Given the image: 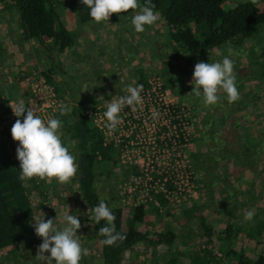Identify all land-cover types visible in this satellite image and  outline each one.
Returning <instances> with one entry per match:
<instances>
[{"label":"rangeland","instance_id":"1","mask_svg":"<svg viewBox=\"0 0 264 264\" xmlns=\"http://www.w3.org/2000/svg\"><path fill=\"white\" fill-rule=\"evenodd\" d=\"M60 1L57 7L61 12L69 8L75 10L71 0ZM239 1L245 0H226L227 9ZM139 3L141 6L144 5L143 0H139ZM138 11L139 9L129 10L119 15L113 13L109 21L103 22L105 25L114 26V33L110 40L112 49L105 48L104 52L112 54V56L107 54L112 60H68V58L71 59V56L58 55V49L55 53L56 51L52 52L40 42L33 40L35 43H32L31 40H25L20 26L19 12L11 5L5 7L4 4H0V116L7 109L9 101L28 100L27 85L20 77L22 73L28 74L33 70H42L45 78L46 73L52 72V78L58 86V94L63 103L68 105L71 110L76 105L85 108L114 97L94 95L103 91L104 83L110 85L114 83L113 80L116 81L114 84L116 87L119 86V89L121 83L117 80L118 76H130L129 78L132 77V80H136L135 83L144 81L153 74L161 76L175 96L194 106L199 122L201 120L199 123L201 128H198L200 134L205 121L216 119L219 116L232 117L233 122L244 127L238 130V136L229 134L224 138L227 131H230L229 128L232 127L227 124L217 138L218 140H212L203 145L200 153V136H197L192 148L193 153L190 155L196 176V195L178 206L167 203L162 207L152 203L147 205L148 214L144 222L138 225V228L149 231L153 235L168 229L173 230L176 234L174 246L172 248L155 247L147 242L140 243L124 254L121 264H166L171 262L172 257L177 261L171 264H191L195 250L207 246V249L220 256L222 247L226 249L229 245L237 251L244 252L251 259H256L264 252V236L254 240V236L250 234L252 229L248 225V221L244 220V213L248 210H253L256 213L259 207L264 211V77L259 76L251 80L247 78V74L253 71L260 74L258 70H262L260 65H256L252 69L251 60L250 58L248 60V57L254 58L257 53L262 52L264 29L256 40L247 39L244 44L231 43L228 46L224 44L206 54L194 56L187 54L181 44L171 38L169 27L160 11H155L159 14V19L155 24L146 26L144 32L137 33L131 24V18ZM82 26L86 28L88 23H84L80 27ZM114 34H116V38H114ZM120 37L123 38L121 44L119 43L120 48L111 52L114 41ZM125 38L128 41H124ZM70 47L72 48L69 49V52H72L73 59L78 57V46ZM229 47L236 53L234 57L230 58L235 61L234 71L240 99L228 103L226 94L221 90L218 93L220 96L218 103L205 106L202 98L191 93L193 85L190 81L193 78L194 66L200 61L206 63L222 61L223 57L228 54ZM248 50L255 51L249 52ZM20 60H24L23 64L17 63ZM100 62L102 63L100 64ZM109 62L112 65L108 67V70H105ZM52 66H55L56 70L53 71ZM96 75L97 82L93 78ZM143 75L146 76L143 77ZM103 77L110 78L111 82L106 79L102 84L101 78ZM124 88L121 89V92L124 91ZM55 118H59L63 122L62 141L75 155L78 165L79 150L69 129L72 121L71 115L68 113L61 116L60 113H57ZM246 132L250 134L252 140L247 138ZM228 138H230L228 142H235L236 147L238 140H245L247 145L256 148L248 157H242L240 163H236L233 159L236 156L235 152H230L232 147L227 144ZM8 150L11 153L12 147ZM101 168L105 170L106 167L103 164ZM77 176L78 172L67 184H60L55 179L51 183L36 178L27 181L28 186L34 187L31 191L33 216L38 211H42L45 213V220L56 218L54 223L58 228L63 227L61 217L65 213L77 216L82 224V227L77 230L78 238L82 247L89 250V255L82 257L80 264H102V244L95 233V223L89 218L92 215L90 208L79 191ZM106 179L105 175L100 177L96 184L97 190L110 205L123 208L125 228H127L133 222L134 207L124 205L121 201L122 182L115 184L112 181L111 186H108ZM111 189L113 191H110ZM227 205L229 209L238 214L237 217L229 216L226 210ZM199 214L202 216L200 217ZM203 216L206 223L213 227V243L209 245H207L206 239H202L204 229L200 225V220ZM32 221L33 217L29 223L33 237L38 240V244H41L42 238L35 234ZM228 223L235 225V228L241 226L243 231L240 232V235L235 236L236 239L232 237L222 243L221 238L225 236L223 232ZM13 249L17 252L16 255H13L17 260L31 258L34 263L39 264L35 258L36 243L31 246V249L20 243L14 247H7L0 250V257L5 253L12 252ZM45 255H50V253H45ZM226 259L225 261L221 260L220 264H233V257ZM11 264L15 263L11 262ZM42 264H46V262H42Z\"/></svg>","mask_w":264,"mask_h":264},{"label":"trees","instance_id":"2","mask_svg":"<svg viewBox=\"0 0 264 264\" xmlns=\"http://www.w3.org/2000/svg\"><path fill=\"white\" fill-rule=\"evenodd\" d=\"M60 2V0H0V4H4L5 7L11 5L19 12L20 26L25 40H37L45 48L52 52L56 51L55 53L58 49V55L66 53L65 50L72 46L75 41L72 31L64 24L59 15L57 4ZM152 3L155 5L154 11H160L163 14L171 38L176 43H180L187 54L194 56L206 54L224 44L228 46L231 43L244 44L247 39L256 40L264 29V0H255V3L253 0L239 1L229 9L226 7V0H152ZM71 4L77 12L79 22L92 21L89 15L90 9L83 5L80 0H71ZM143 4H145V0H143ZM261 50V53H257L254 58L248 57V60L250 58L252 69L254 66L260 65L262 70H258L260 74L254 71L248 73V79L264 77V47ZM51 59L53 60L52 57ZM53 68V71L56 70L55 66ZM45 76L48 82L57 86L51 71ZM70 115L72 119L69 125L71 137L76 140V146L79 150L77 159L79 191L90 211L103 199L115 215L116 231L126 234L127 237L122 243L118 242L116 246L101 243L102 264H121L124 254L143 242L150 243L155 247L172 248L176 241V234L173 230L168 229L153 235L149 231L138 228V225L144 222L148 214L147 205L134 207L133 222L125 228L123 208L110 205L100 195L96 184L104 175L107 177L108 186H111L112 181L115 184L124 182L132 174H137L138 168L123 164L120 161V148L112 143H104L100 131L89 125L85 108L76 105L72 108ZM227 124L232 127L229 128L230 131H227L226 136H223L224 138L229 134L238 136V130L244 127L238 126L233 122V118L228 116H219L204 122V128L202 127L201 134L199 133V153L202 152L203 145L212 140H218L217 138ZM246 134L247 138L252 140L250 134L248 132ZM229 140L230 138L227 139V142ZM227 144L232 147L230 152H235L236 156L233 159L236 163H240L242 157H248L256 148L247 145L245 140L237 141L239 148L235 146V142H228ZM237 148L238 151L243 150L239 153ZM103 164L106 167L105 170L101 168ZM19 174L20 170L12 160L8 150V141L0 137V250L10 246L14 247L19 243L28 249H31L35 243L37 246L39 245L38 240L34 239L33 231L29 225L34 214L31 203V191L34 187L20 181L18 179ZM163 203L165 204L164 201ZM259 208L253 220L248 221V225L252 229L250 234L254 236V240L264 236V216H261L264 215V211ZM226 210L230 217L238 216L235 211L233 212L232 209L228 208V205ZM91 214H93L92 211ZM199 216L202 215L199 214ZM201 219L200 225L204 229L202 239H206L207 245H209L213 243V227L206 223L204 216ZM105 225L106 221L95 224V233L100 241L105 237L99 235L98 230ZM241 231H243L241 226L235 228V225L228 223L223 232L225 236L221 238L222 243L232 237L236 239L235 236L240 235ZM221 250L222 255L220 256L207 249V246L195 250L191 264H220L221 260L225 261L229 257L234 258L233 264H264V252L256 259H251L244 252L237 251L230 245L226 249L222 247ZM16 254L15 249L5 253L0 257V264H11V262L36 264L31 258L17 260L13 256ZM175 261L177 260L172 257L171 262L166 264Z\"/></svg>","mask_w":264,"mask_h":264},{"label":"clouds","instance_id":"3","mask_svg":"<svg viewBox=\"0 0 264 264\" xmlns=\"http://www.w3.org/2000/svg\"><path fill=\"white\" fill-rule=\"evenodd\" d=\"M90 9L89 15L97 24L109 21L111 14H121L129 10L138 12L131 18V24L137 33L145 31L146 26H151L159 19V14L154 11L155 5L152 0H145L143 6L139 0H80ZM255 3V0H253ZM222 61L197 62L194 66L191 93L202 98L205 106L216 105L220 100L218 93L222 90L226 94L228 103L240 99V93L236 84L234 71L236 53L229 47ZM143 85H128L124 91L126 95L112 99L107 104L104 112L108 132H114L123 121L120 113L127 106L133 112L143 104L141 92ZM9 106L16 117H23V120L16 119L11 127V136L18 142L16 148L17 159L20 162V174L18 179L27 182L34 178L51 183L53 179L60 184H67L77 175L78 165L76 157L69 147L62 141L61 129L63 122L59 118L49 117L45 122L37 115L32 108L25 106L23 101L12 103ZM58 111L61 116L71 112V108L60 102ZM26 113V114H25ZM153 118L159 116L158 112L152 113ZM90 220L95 224L106 221V225L100 227L99 235L105 237L101 241L103 245L116 246L118 242L126 240V234H121L115 228V215L112 209L103 199L91 210ZM255 216L253 210L244 213L245 221H252ZM33 217L32 227L35 234L42 238V243L37 246L35 256L39 264H80L82 257L89 255V250L82 247L78 238L77 230L82 227L77 216L65 213L62 217L63 227L58 228L54 223L55 219L45 220V213L38 211ZM50 253V255H45Z\"/></svg>","mask_w":264,"mask_h":264},{"label":"built area","instance_id":"4","mask_svg":"<svg viewBox=\"0 0 264 264\" xmlns=\"http://www.w3.org/2000/svg\"><path fill=\"white\" fill-rule=\"evenodd\" d=\"M41 71L22 73L20 79L27 85L29 97L21 101L46 122L49 117L55 118L59 113L58 105L63 101L57 86L48 82ZM137 85H143V104L135 112L126 106L120 113L123 122L114 132L110 134L104 126L103 114L107 104L126 95L125 91L85 107L88 123L100 131L105 144L120 148L123 164L138 168L137 174L121 183L120 197L124 205L136 207L152 203L162 207L164 201L178 206L196 195V176L190 155L201 120L199 122L194 106L175 96L161 76L150 75L133 86ZM154 111L159 113L157 118L152 116ZM16 119L22 121L23 117H16L8 103L7 110L0 116V137L9 142V149L12 147L10 154L19 169L18 142L11 136Z\"/></svg>","mask_w":264,"mask_h":264},{"label":"crops","instance_id":"5","mask_svg":"<svg viewBox=\"0 0 264 264\" xmlns=\"http://www.w3.org/2000/svg\"><path fill=\"white\" fill-rule=\"evenodd\" d=\"M69 6V4H67ZM59 15L61 16V19L63 20L64 24H66V26L72 31L73 35H74V44L72 46H78V57L74 58L72 57V52H69V49L72 47H69L65 50L66 53H64V55H69L71 56V59L68 58V60H112V58H109L107 54L109 53H104L105 52V48H109L110 47V40H112L111 36H113L114 33V26L109 24V25H105V23L101 22L99 24H97L94 20L92 21H88L86 23H88V27L83 28L80 27L81 25H83L84 23H78V18H77V12L76 10H72V9H66V11L61 12L58 9ZM78 21V22H77ZM89 22H91L92 24H90ZM116 33V32H115ZM116 38V34H114ZM153 36V35H152ZM115 40V39H114ZM32 43L38 42L37 40H34L35 42H33V40H31ZM123 41V38L120 37L118 39H116L114 42V47H113V51H115L116 49L120 48L119 43L121 44V42ZM124 41H128V39H124ZM49 42H51L49 40ZM110 49H112L110 47ZM68 50V52H67ZM110 52V53H111ZM110 56H112V54H109ZM24 60H20L17 61V63L19 64H23ZM102 62H100L101 64ZM97 65H99L97 63ZM107 65V64H106ZM112 65L111 62H109V64L105 67V70H108ZM103 70V69H102ZM19 73V71H18ZM127 75V74H126ZM146 76V75H145ZM143 75V77H145ZM130 77V76H129ZM126 76H118L117 80L119 83H121V87L118 89V87H116V85L114 84L116 81H114V83H111L110 85H107V83L103 84V81H106V79L110 81V78L107 77H103L102 79V84L104 86V88H102L103 91H101V93H95L94 96H116L119 92H121V89H123L125 86L127 87L129 84L133 85L136 80L133 79L132 77L129 78ZM142 77V78H143ZM93 78H95V81L97 82V75L93 76ZM138 79V78H137ZM125 87V88H126ZM124 88V89H125Z\"/></svg>","mask_w":264,"mask_h":264}]
</instances>
